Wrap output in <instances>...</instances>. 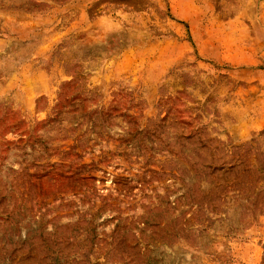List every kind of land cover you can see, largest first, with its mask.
I'll return each instance as SVG.
<instances>
[{
    "label": "rangeland",
    "instance_id": "obj_1",
    "mask_svg": "<svg viewBox=\"0 0 264 264\" xmlns=\"http://www.w3.org/2000/svg\"><path fill=\"white\" fill-rule=\"evenodd\" d=\"M0 264H264V0H0Z\"/></svg>",
    "mask_w": 264,
    "mask_h": 264
}]
</instances>
